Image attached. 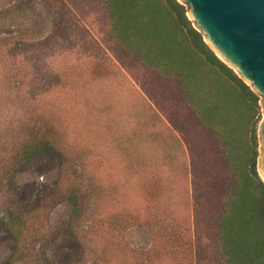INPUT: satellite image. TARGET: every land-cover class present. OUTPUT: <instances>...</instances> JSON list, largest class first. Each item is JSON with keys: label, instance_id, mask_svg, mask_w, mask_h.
Segmentation results:
<instances>
[{"label": "trees", "instance_id": "16d2710c", "mask_svg": "<svg viewBox=\"0 0 264 264\" xmlns=\"http://www.w3.org/2000/svg\"><path fill=\"white\" fill-rule=\"evenodd\" d=\"M105 2L116 42L154 73L157 81L159 77L173 79L177 95L173 100H181L191 124L207 129L213 139L207 143L201 134L183 131L187 125L181 119L168 117L171 128L180 132V140L175 137L174 144L180 148L183 141L189 157L192 209L195 212L202 206L195 202L196 194L209 201L204 207L219 208L215 224L221 264H264V183L256 169L258 95L206 44L178 0ZM165 25V35L186 46L184 60L160 55L165 37L160 28ZM55 33L49 31L44 41L50 43ZM63 35L69 38L70 31ZM38 44L36 39L0 37V219L14 241L3 264H50L40 242L49 238L51 212L65 203L74 209L67 224L81 247L69 264H202L199 237L192 236L196 221L186 224L169 205L151 204L165 192H158L155 183L147 182L148 177L142 184L149 198L143 213L139 206L117 204L118 195L128 196L131 187L125 183L129 180L121 185L122 191L118 178L106 183L103 159L98 153L89 154L104 145L101 132L90 144L83 137L89 119L81 113L72 123L67 111L54 108L52 91L59 78L48 62L53 48L48 45L42 51ZM162 90L154 88L153 92L166 99ZM112 126L110 150L124 149L121 153L132 163L133 148L141 151L143 140L133 143L132 130L121 136L118 123ZM151 135V131L143 133L149 142ZM47 151L58 156L56 186L39 201L27 203L20 197L16 174L27 160ZM150 158V154L143 155L141 161ZM204 183L211 187L209 198L204 196ZM197 189L201 190L197 193ZM108 219L112 230L141 223L155 229L158 239L149 248H133L116 232L103 230L102 223Z\"/></svg>", "mask_w": 264, "mask_h": 264}, {"label": "rangeland", "instance_id": "374dc122", "mask_svg": "<svg viewBox=\"0 0 264 264\" xmlns=\"http://www.w3.org/2000/svg\"><path fill=\"white\" fill-rule=\"evenodd\" d=\"M160 29L164 34L162 36H165L160 55L163 58L174 55L184 60L183 50L186 46L165 35L168 25ZM52 30L56 33L48 43L44 40ZM65 30L70 31L67 39L63 35ZM0 37L36 39L42 51L46 46H52L53 52L50 50L52 56H48V62L59 78V83L52 91L54 108L60 112L67 111L72 123H76L74 120L81 113L84 119H89L90 125L83 137L90 144L101 135L104 145L99 151H89V154L95 156L98 153L103 159L102 173L106 183L116 182L118 178L121 190V185L128 178L125 184L131 187L128 196H117V204L120 207L131 204L139 206L137 208L143 213L149 198L142 184L144 178L148 177L147 182L155 183L156 187L153 186L158 192L160 189L165 192L155 196L151 204L169 205L181 222L185 221L186 224L196 221L197 229L192 231V236L199 237L202 264H221L223 256L218 247L215 224L219 208L204 207L209 201L207 203L205 198L200 199L196 194L195 202L202 206L197 207L195 212L192 209L194 186L189 171V157L183 141H180V148L174 144L175 137L180 140V132L171 128L168 117L174 115L173 118L181 119V123L187 125L183 131L199 133L207 143L213 142V139H210L207 129L202 130L191 124V115L181 100H173L177 98L173 79L159 77L157 81L154 73L134 61L116 42L105 0H2ZM152 87L163 89L166 99L155 95ZM100 107L104 109L102 112ZM261 117L259 105L255 115L256 127ZM117 123L120 135L121 132L126 134L132 130L135 133L133 143L143 140V145H139L141 151L133 148L132 163L127 161L129 157L124 156L125 152L121 153L124 149H118L120 152L110 150L112 125ZM243 123L244 119L242 128ZM145 130L152 132V142L143 136ZM123 140L121 144L126 147ZM129 144L128 152H132ZM147 149L151 158L141 161V156L149 155ZM113 164L114 168L110 167ZM58 167L55 152L47 151L27 160L15 177L23 201L32 203L49 194L56 186ZM205 183L207 189L204 196L209 198L211 194L208 189L211 187ZM199 191L197 189V193ZM73 211V207L65 203L51 212L49 238L40 242L42 254L50 264H69L81 252L67 224ZM108 221L102 223L103 230L116 232L123 242L133 248H149L158 239L155 229L151 230L141 223L121 231L112 230ZM13 249V238L0 219V264L4 263Z\"/></svg>", "mask_w": 264, "mask_h": 264}, {"label": "water", "instance_id": "95a60500", "mask_svg": "<svg viewBox=\"0 0 264 264\" xmlns=\"http://www.w3.org/2000/svg\"><path fill=\"white\" fill-rule=\"evenodd\" d=\"M213 52L259 96L256 169L264 183V0H178Z\"/></svg>", "mask_w": 264, "mask_h": 264}]
</instances>
